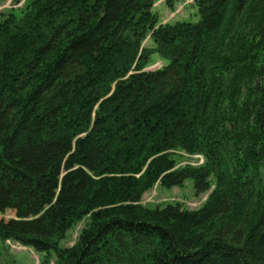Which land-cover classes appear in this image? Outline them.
Masks as SVG:
<instances>
[{"label":"trees","instance_id":"trees-1","mask_svg":"<svg viewBox=\"0 0 264 264\" xmlns=\"http://www.w3.org/2000/svg\"><path fill=\"white\" fill-rule=\"evenodd\" d=\"M155 2L0 13V212L16 214L0 237L41 264H264V0H194L197 21L166 23ZM213 178L200 208L141 202Z\"/></svg>","mask_w":264,"mask_h":264},{"label":"rangeland","instance_id":"rangeland-1","mask_svg":"<svg viewBox=\"0 0 264 264\" xmlns=\"http://www.w3.org/2000/svg\"><path fill=\"white\" fill-rule=\"evenodd\" d=\"M26 0H0V13H7L14 10L20 12ZM194 0H156L154 10L158 13L159 20L163 23L174 22L177 20L197 21L199 19L197 7L193 4ZM145 45L153 47L150 38L145 40ZM165 64V60L158 54H153L150 65L147 70H155ZM177 165H194L204 164L205 158L201 154H189L184 151L176 152ZM215 187V179L210 190L197 194L192 180H187L181 186H165L157 182L150 190L144 193L141 202L151 207L164 206L168 203H179L183 208L194 210L200 208L208 199L211 190ZM14 210L8 209L0 212V220L8 221L15 218ZM87 223L86 219L78 221L68 232L67 237L62 241L63 246H72L81 230ZM45 253L38 252L33 248L23 246L12 239L4 240L0 237V264H41ZM49 264H55V253H51Z\"/></svg>","mask_w":264,"mask_h":264}]
</instances>
